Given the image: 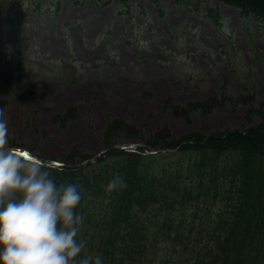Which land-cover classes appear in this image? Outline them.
Here are the masks:
<instances>
[{
    "label": "rangeland",
    "instance_id": "rangeland-1",
    "mask_svg": "<svg viewBox=\"0 0 264 264\" xmlns=\"http://www.w3.org/2000/svg\"><path fill=\"white\" fill-rule=\"evenodd\" d=\"M0 110L8 145L56 166L243 131L264 121V20L220 0H0Z\"/></svg>",
    "mask_w": 264,
    "mask_h": 264
},
{
    "label": "trees",
    "instance_id": "trees-1",
    "mask_svg": "<svg viewBox=\"0 0 264 264\" xmlns=\"http://www.w3.org/2000/svg\"><path fill=\"white\" fill-rule=\"evenodd\" d=\"M220 1L264 20V0ZM161 135L135 150L108 143L84 166L47 165L83 194V255L102 264H264V121L179 140ZM116 177L123 185L112 189Z\"/></svg>",
    "mask_w": 264,
    "mask_h": 264
},
{
    "label": "clouds",
    "instance_id": "clouds-1",
    "mask_svg": "<svg viewBox=\"0 0 264 264\" xmlns=\"http://www.w3.org/2000/svg\"><path fill=\"white\" fill-rule=\"evenodd\" d=\"M122 185L120 177L109 182ZM82 198L79 185L58 183L43 160L8 145L0 110V264H102L100 255H83L78 239Z\"/></svg>",
    "mask_w": 264,
    "mask_h": 264
}]
</instances>
